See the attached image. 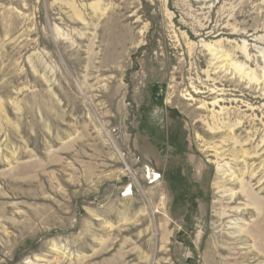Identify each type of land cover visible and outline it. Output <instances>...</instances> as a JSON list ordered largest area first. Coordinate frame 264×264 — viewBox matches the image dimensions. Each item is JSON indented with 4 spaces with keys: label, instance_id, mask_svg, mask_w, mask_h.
Here are the masks:
<instances>
[{
    "label": "rangeland",
    "instance_id": "obj_1",
    "mask_svg": "<svg viewBox=\"0 0 264 264\" xmlns=\"http://www.w3.org/2000/svg\"><path fill=\"white\" fill-rule=\"evenodd\" d=\"M239 207L263 218L264 0H0V264H264L213 257Z\"/></svg>",
    "mask_w": 264,
    "mask_h": 264
},
{
    "label": "bare ground",
    "instance_id": "obj_2",
    "mask_svg": "<svg viewBox=\"0 0 264 264\" xmlns=\"http://www.w3.org/2000/svg\"><path fill=\"white\" fill-rule=\"evenodd\" d=\"M230 177H231L230 178V182H233V183L236 182L237 183L238 179H237V177H234V174H231ZM226 181H227V179H226ZM242 186H244L243 183L241 184V187ZM250 190H252V189H250ZM246 192L247 191H245V189L243 191H241L239 194L231 192V194L228 195L230 202L231 201L232 202L235 201L237 199V197H239V199H241V198H245V199L246 198H250V197H248L247 195L244 194ZM241 194H243V195H241ZM258 199H259V201L261 200L260 198H258ZM260 202H263V201H260ZM246 212H248V210H241L240 207L239 208H229V209L225 210L224 215H226V216H233V215L240 216L242 214H244V215L247 214ZM251 214H257V217H255L256 220L253 221L247 227L249 238H246L243 235H239L237 237H231L230 239H228L227 237L225 238L224 236H220L219 235L216 240H220V242L223 245L222 246H218L216 244V246L213 248V257H214L215 260H216V258L218 256H221L224 253H228V254L229 253H233V254L236 253V254L240 255V259H241L242 262H248L249 259H250V256H252V254L251 253H244V254L237 253V248H238V245H239L237 243H241V242H243L245 240L247 241V240H250V239L254 240L255 245H254L253 249L257 252V254H255L253 256L254 257H258L259 254H261V253L264 254V219H263L264 215H263V218H262V217H260L262 214L259 213V212H256V213L253 212V211L248 212V215H251ZM238 231L241 232V229L238 230ZM230 234H232V233H230ZM224 239H228L229 241L234 242V244L230 247V245H227L225 243ZM221 240H223V241H221Z\"/></svg>",
    "mask_w": 264,
    "mask_h": 264
},
{
    "label": "built area",
    "instance_id": "obj_3",
    "mask_svg": "<svg viewBox=\"0 0 264 264\" xmlns=\"http://www.w3.org/2000/svg\"><path fill=\"white\" fill-rule=\"evenodd\" d=\"M154 176L156 177V174Z\"/></svg>",
    "mask_w": 264,
    "mask_h": 264
}]
</instances>
